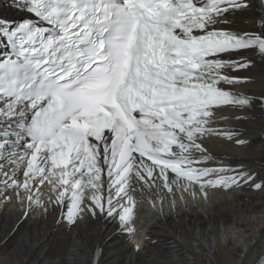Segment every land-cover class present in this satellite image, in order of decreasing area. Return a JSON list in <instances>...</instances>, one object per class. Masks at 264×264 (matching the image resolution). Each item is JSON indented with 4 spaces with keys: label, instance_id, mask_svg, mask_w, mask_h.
Masks as SVG:
<instances>
[{
    "label": "snow or ice",
    "instance_id": "obj_1",
    "mask_svg": "<svg viewBox=\"0 0 264 264\" xmlns=\"http://www.w3.org/2000/svg\"><path fill=\"white\" fill-rule=\"evenodd\" d=\"M237 18L250 28L236 29ZM258 62L264 0H0V191L23 190L46 214L50 205L70 230L85 213L107 217L117 235L134 232L137 193L264 197V165L209 167L205 143H250L240 126L264 112V78L251 90ZM198 237L204 264L231 243L213 226ZM87 248L84 264H105L84 240L65 253ZM237 257L264 264V245L250 241Z\"/></svg>",
    "mask_w": 264,
    "mask_h": 264
},
{
    "label": "bare ground",
    "instance_id": "obj_2",
    "mask_svg": "<svg viewBox=\"0 0 264 264\" xmlns=\"http://www.w3.org/2000/svg\"><path fill=\"white\" fill-rule=\"evenodd\" d=\"M234 27L248 29L250 25L237 18ZM252 74L257 83L251 90L259 92L264 66L258 62ZM250 117L240 126L249 144L237 146L215 135L206 139L215 157L209 167L231 159L248 161L258 170L264 165V112L257 108ZM233 124L219 121L214 127ZM206 192L205 197L196 186L195 196L176 187L172 193L167 189H161L158 195L137 193L134 232L117 235L116 222L107 217L93 219L85 213L79 227L70 230L66 224L57 226L60 212H52L50 205L51 214H46L34 201L23 197V190L19 196L10 189L0 191V264H84L90 258V248L77 250L74 256L65 253L81 240L103 248L105 264H204L203 241L198 235L208 226L226 230L231 240L216 250L213 264H235L237 251L250 241L257 248L264 245V197L220 187L207 188ZM136 246L138 251L134 250Z\"/></svg>",
    "mask_w": 264,
    "mask_h": 264
}]
</instances>
